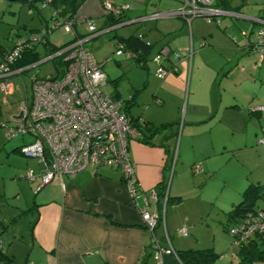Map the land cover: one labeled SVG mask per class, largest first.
<instances>
[{
	"label": "crops",
	"instance_id": "obj_1",
	"mask_svg": "<svg viewBox=\"0 0 264 264\" xmlns=\"http://www.w3.org/2000/svg\"><path fill=\"white\" fill-rule=\"evenodd\" d=\"M103 1L83 0L72 17L74 33L70 39L54 44L48 35V46L42 44L38 49L36 45V51L40 55L50 54L51 48L84 35L85 19H91L98 27L96 36L112 30L103 29L107 16ZM107 1L127 5L122 14L123 25L138 23L141 28L133 34H141L152 43L146 61L136 65L139 70L128 68L131 78L143 79L136 84L128 77L134 93L125 100L130 116L141 118L148 126H161L160 133L151 137L150 142H143L139 134L130 144L139 193L132 196L119 172L107 166L89 167L71 176L63 174L47 184L42 183L39 174L32 206L35 220L31 227V250L24 263H14V255L3 250L0 239L2 251L11 257L0 258V264H149V259L155 264L154 237L161 248L170 246L174 252L186 248L180 234L174 231L181 233L185 228L187 235V228L180 226L190 221L183 219L196 214L201 221L204 216L208 220L216 215L214 230H221V236L231 245L223 227L226 212L234 205L235 197H241L245 186H264V144L257 142L264 130V111L253 110L264 106V44L254 49L257 31L264 30V0H226L215 6L221 12L210 16V21L198 16L189 22L174 15L150 18L155 13L177 10L182 0ZM10 7L8 12L15 17L11 19L18 20L20 11L15 15V8ZM53 9L61 12L54 5ZM12 32L17 34L14 42L35 34L20 35L16 29ZM164 46L168 48L167 56L159 51ZM154 56H159L166 66L175 58L177 71L158 78ZM15 75L10 77L11 92ZM115 91L114 95L120 97ZM20 109L21 106L14 114ZM11 120L15 124L18 121L13 117ZM177 122L180 129L175 127ZM13 126H1L6 137V130ZM178 129L180 136L175 138ZM26 138L21 136V144ZM174 160V177L166 195L180 196V201L190 193L203 196L200 207L204 211L196 202L197 212L191 209L180 222L177 211L167 205L165 217L152 232L143 224L140 209L161 214L162 200L157 194L153 198L151 192H159L156 186L166 184ZM232 162L242 165V173L235 175L230 170L232 175L225 176L223 171L231 169ZM35 179L33 175L28 180ZM207 184L212 189L210 194L206 192ZM229 185L227 201L221 188ZM256 208H264V199L257 201ZM195 221L196 227L202 226V222ZM0 227L6 231L8 225L0 222ZM233 260V256L227 259L220 255L221 264ZM162 264L180 263L172 253L162 255Z\"/></svg>",
	"mask_w": 264,
	"mask_h": 264
},
{
	"label": "built area",
	"instance_id": "obj_2",
	"mask_svg": "<svg viewBox=\"0 0 264 264\" xmlns=\"http://www.w3.org/2000/svg\"><path fill=\"white\" fill-rule=\"evenodd\" d=\"M51 1L39 0L44 6L49 5ZM213 1L182 0L177 10L155 13L150 18L174 15L189 22L192 18L200 16L210 21V16L221 12L213 7ZM102 7L105 15L114 16L122 15L128 8L127 5H115L107 0L102 2ZM59 14L58 9L52 14L55 20L52 28L46 25L40 32L16 40L9 51L0 55V90L10 93L11 76L42 62L39 60L31 65L15 68L14 63L24 48L45 44L49 31L58 27L65 32L74 33L73 20L62 18ZM124 22L103 29H115ZM83 23L86 30L84 35L75 37L55 53L48 55V59L53 63L56 57L61 58L63 71L59 73L58 66L54 63L53 74L37 77L35 72L30 76V99H25L21 104L22 117L15 126L6 130V135L7 138L16 135L28 137V140L19 146V150L25 157L35 158L42 164L40 177L43 184L63 174L71 176L89 167L107 166L118 171L130 194L137 196L139 191L134 163L130 156V144L140 132L132 118L124 111L123 101L102 91L107 81L102 63H99L84 45L85 41L96 36L99 30L91 19H85ZM137 36L144 40L141 34ZM256 38L254 49L264 44V30L257 31ZM144 42L146 46L152 47L150 41ZM159 51L164 56L168 54L166 46L161 47ZM115 54H124L138 66L144 63L141 51L126 47L121 42H117ZM174 59L166 66L159 56L152 58L158 66V78L177 71ZM253 110L264 111V106H257ZM257 142L264 144V130L258 136ZM26 177L33 179L30 171ZM151 195L156 198L154 191ZM140 215L143 224L152 232L161 222L157 213H150L144 208L140 209ZM181 233L186 235V229L183 228ZM258 233L264 235V208H259L240 223L230 226L227 232L235 247ZM153 241L156 249L155 264H162L163 254L173 253L176 257L170 246L161 248L155 237Z\"/></svg>",
	"mask_w": 264,
	"mask_h": 264
},
{
	"label": "rangeland",
	"instance_id": "obj_3",
	"mask_svg": "<svg viewBox=\"0 0 264 264\" xmlns=\"http://www.w3.org/2000/svg\"><path fill=\"white\" fill-rule=\"evenodd\" d=\"M57 2L60 3V0H57ZM9 5L12 6V9L15 8V15H17L18 11H20L18 14V20L11 19L15 17H12L11 13L9 14L8 10L11 9V7L9 8ZM29 8L30 7L20 1L7 2L5 0H0V47L9 50L14 45V40L17 38V34L13 33L12 29H16L20 35H24L26 33H38L43 30L46 25L49 28H52L55 22L52 16L54 12L53 5L44 6L41 2L36 1V7H31L32 11H29ZM138 26V23L119 26L115 29L99 34L84 43L85 47L94 55L95 59L99 63H102V70L106 74L107 78V83L103 87L102 91L105 94L115 96L114 93L116 92L115 90H117L121 97L117 96V98L123 101V108L125 106V100L128 99L131 93H134L128 81V77L131 78V74L129 75L128 73V68L132 67L135 69L138 68V66L135 65L132 59H127L124 54L116 55L115 50L117 48L118 38L128 37L133 33H138L137 29L141 28ZM71 34L72 33L65 32L61 27H58L49 31V38L54 44H62L70 39ZM36 45L38 46V49L42 48V44ZM48 57L49 56L46 55L40 59L42 61H40V64L29 68L26 72L18 73L12 78L14 92L6 93L5 91L0 90V222H4L8 225L6 231L0 227V239L3 242V250L8 254L14 255V263H24L26 255L31 250V227L35 220L32 206L36 193L35 184L40 178L39 171L42 164L35 158H27L23 156L18 149L21 145V136L18 135L17 137L8 140L1 126L15 125V122H12L11 117L19 110L21 104L25 102V99L29 101L30 76L35 72L37 77H44L48 74L54 73V63L52 60L48 59ZM58 60V58H55L57 66L60 65ZM131 79L138 84L142 82L141 80L143 78L136 76V78L134 77ZM185 103L186 99L183 100V108ZM180 116L181 120V112ZM177 123L175 127L180 129L179 122ZM179 129L177 130L175 138L180 136ZM230 166L231 169L226 168L223 171L225 172V176L227 174L228 176L232 175L230 170L233 171L235 175L237 173H242V165L232 162ZM174 170L175 160L172 162L171 168L168 172L166 191L170 188L172 178L174 177ZM29 171H31L32 175L36 176L34 182H30L27 178H25V174ZM190 174L193 175L191 170ZM201 183L202 182L198 183V187L201 186ZM229 187L230 185L228 187L223 186V188H221L224 189L223 197L227 201L230 196L228 195ZM245 187L243 189H245ZM211 191L212 189L210 190L209 184H207L206 192L210 194ZM169 197L170 199H168L167 202L165 198L162 199V207L160 211L161 216L162 218L165 217V210L168 205V209L173 208L177 211L178 221L180 222H182L184 215H186V213L191 209L197 212V207L195 205L196 202H198L199 208H201L200 204L203 202L201 201L203 196L198 197L194 193L185 195V198L183 196L184 199L180 202L175 201L173 194ZM235 198L236 200H234V204H237L241 200V197L236 196ZM197 215L198 214H196V216L194 215L183 219L190 220L180 226L181 228H187L188 234L186 236L181 235L178 230L174 231V233L177 232L180 234V241L183 246H186V248L183 247L182 250L204 249L206 247L210 248L211 246H215L214 250L217 254L225 255L227 259H229L230 256H233V258L236 259V247L232 245V243L230 245V241L225 240L224 237H222L223 235L221 236V230H218V232L216 229L214 230V226L216 224L214 220L216 219V215L210 216L208 220L207 217L204 216L202 221L197 217ZM195 220L202 222V226L196 227ZM207 223H209V227H207ZM180 227L179 230L181 229ZM194 227L196 233L193 229ZM226 236L230 239L228 234H226ZM187 238H192L193 241H187ZM151 262H153L152 259H149V264H152Z\"/></svg>",
	"mask_w": 264,
	"mask_h": 264
},
{
	"label": "trees",
	"instance_id": "obj_4",
	"mask_svg": "<svg viewBox=\"0 0 264 264\" xmlns=\"http://www.w3.org/2000/svg\"><path fill=\"white\" fill-rule=\"evenodd\" d=\"M28 7H36V1L39 0H22ZM226 0H215L214 7L218 5H223ZM83 0H60V3L57 0H52L49 5H54L56 8L61 10L60 16L67 20H71L74 14L76 13L78 7L81 5ZM57 10V9H56ZM125 19L122 15L114 16V15H107L105 19L106 27L116 25L120 22H124ZM74 28V23H73ZM117 42L123 43L126 47H130L134 50L141 51V55L146 61V55L149 53L150 46H146L144 40L139 38L137 35L131 34L128 37H119ZM48 46L49 42L45 43ZM36 44L24 48L23 51L20 53L19 57L16 59L14 63L15 68H22L24 66L31 65L49 53H45L40 55L38 51L35 49ZM63 46V45H61ZM55 47L50 49V54L55 53L57 50L61 48ZM10 50V49H9ZM9 50H0V55L4 52ZM58 58V62L60 65L58 66L59 73L63 71V62L60 57ZM55 63V59H54ZM56 65V63H55ZM57 66V65H56ZM28 70H24L26 72ZM117 98V96H114ZM124 111L128 114V109L126 107V103L124 106ZM129 115V114H128ZM130 116V115H129ZM134 122L135 127L138 129L140 134H142L143 142H150L151 137L160 133V127H153L143 124L140 122L141 118L139 117H132L130 116ZM159 192H156L157 196L162 199L165 198L166 202L170 199L169 196L166 195V184H158L156 186ZM175 201H180L182 197L177 196L174 197ZM259 199H264V186H257V185H248L241 194V200L237 203L232 205V207L226 212V222L224 224V231L227 233L230 226L240 223L245 217L250 214L255 213L258 209L256 208L257 201ZM158 201V200H157ZM159 202V201H158ZM160 221H162L161 214L159 215ZM236 259H234L229 264H256L258 262H264V235L262 234H255L250 239L242 242L239 246L236 247ZM178 262L180 264H221L220 262V255L217 254L213 248H204V249H187V250H179L175 252ZM0 258H7L8 260L11 257H8L1 249L0 246Z\"/></svg>",
	"mask_w": 264,
	"mask_h": 264
},
{
	"label": "water",
	"instance_id": "obj_5",
	"mask_svg": "<svg viewBox=\"0 0 264 264\" xmlns=\"http://www.w3.org/2000/svg\"><path fill=\"white\" fill-rule=\"evenodd\" d=\"M8 1H9V2H14V1H19V0H8ZM22 113H23V111L20 109V111L18 112V114L12 116L13 119H15V120H19V119H21V117H22Z\"/></svg>",
	"mask_w": 264,
	"mask_h": 264
},
{
	"label": "flooded vegetation",
	"instance_id": "obj_6",
	"mask_svg": "<svg viewBox=\"0 0 264 264\" xmlns=\"http://www.w3.org/2000/svg\"><path fill=\"white\" fill-rule=\"evenodd\" d=\"M18 114V113H17Z\"/></svg>",
	"mask_w": 264,
	"mask_h": 264
}]
</instances>
